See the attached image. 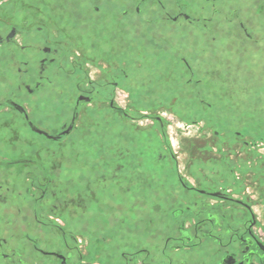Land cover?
<instances>
[{"label":"rangeland","instance_id":"rangeland-1","mask_svg":"<svg viewBox=\"0 0 264 264\" xmlns=\"http://www.w3.org/2000/svg\"><path fill=\"white\" fill-rule=\"evenodd\" d=\"M28 3L40 7L27 11L31 18L42 11L44 20L58 25L60 62L31 96L18 87L22 78L33 85L40 78L38 58L31 61L30 77L0 67V100L24 103L37 126L51 134L68 127L75 110L78 119L69 134L52 140L4 106L0 227L15 229L11 240L28 228L45 249L65 250V234L98 261L154 240L160 246L176 228L171 211L200 196L183 185L245 199L262 234L264 2L239 5L258 42L247 41L223 14L205 30L202 22L148 26L143 17L122 18L116 3ZM94 5L102 12L95 13ZM81 93L95 100L76 109ZM29 188L38 200L30 199ZM36 211L44 218L38 223ZM44 257V264H58Z\"/></svg>","mask_w":264,"mask_h":264},{"label":"flooded vegetation","instance_id":"flooded-vegetation-1","mask_svg":"<svg viewBox=\"0 0 264 264\" xmlns=\"http://www.w3.org/2000/svg\"><path fill=\"white\" fill-rule=\"evenodd\" d=\"M28 1L0 0V67L5 74L15 68L21 77H30L33 72L31 61L38 58L36 72H39L40 78L35 80L34 85L22 78V84L18 87L31 96L41 91L44 78L49 75V68L60 62L62 51L58 46L59 33L54 30L58 27L56 22L44 20L40 14L42 11L37 13L38 18H31L27 11L36 6L29 4ZM87 2L116 3V8L121 10L122 18L132 17L139 20L143 17L148 26L154 25L157 21L164 26L191 27L202 22V26L208 30L209 23L215 20V16L223 14L228 19L230 27H239L247 41L253 42L255 36L248 31L245 17L240 15L239 5L249 4L255 8L256 3L261 4L264 0H87ZM36 8L40 10V7ZM92 10L95 13L102 12L99 5H94ZM49 28H52L53 32H48ZM213 41L219 40L213 37ZM94 100L95 95L81 93L76 109L79 108L80 102L91 103ZM5 105L20 113L26 127L52 140L69 134L78 119V111L75 110L69 126L56 134H51L37 126L24 103L12 97L0 100V114L5 110ZM183 186L186 191L200 196L183 199L185 204L171 211V218L177 221V224L176 228L169 230L170 234H167L163 245L155 244L154 240L152 244L128 247L118 259L109 261L103 257L98 261L90 257L91 250L86 249L85 254L78 246L69 244L65 234H62L65 250H60L58 245L45 249L42 237L35 235V231L23 229L19 232L21 239L13 241L11 239L15 236L13 235L15 229L11 226L0 227V264H44L45 255L56 258L58 264H264V229L262 234L256 231L258 218L248 201L218 189L205 190L197 186ZM2 188L3 186H0V190ZM30 194L32 197L30 199L38 200L32 196L29 188L27 195ZM202 196L213 199L214 203L205 202ZM24 198L27 199V196ZM33 219L38 223L44 218L36 211L33 213Z\"/></svg>","mask_w":264,"mask_h":264}]
</instances>
